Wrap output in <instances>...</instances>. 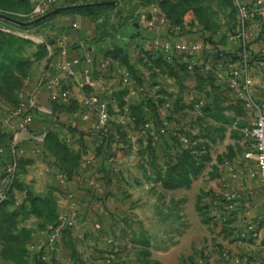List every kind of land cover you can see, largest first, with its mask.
I'll use <instances>...</instances> for the list:
<instances>
[{"label": "rangeland", "instance_id": "1", "mask_svg": "<svg viewBox=\"0 0 264 264\" xmlns=\"http://www.w3.org/2000/svg\"><path fill=\"white\" fill-rule=\"evenodd\" d=\"M38 1L0 0V10L19 11L22 21L31 22L43 16L32 13ZM101 2L94 13L60 11L39 25L0 19V157L17 131L15 111L22 95L25 99L30 65L46 48L40 39H51L42 29L57 25L58 15H84L95 23L96 37L119 32L128 40L133 23L140 25L141 16L151 17L150 9L158 7L174 33L206 46L197 53L123 44L102 50L100 85L78 84L62 104L61 111L91 119L86 130L59 123L46 134L42 157L21 158L12 174L0 169L7 185L0 201L9 202L0 210V258L8 255L7 246L18 247L13 260L33 261L29 246L48 245L55 254L62 245L64 258L95 264L105 259L99 237L114 248L121 236L126 245L172 240L188 226L183 199H197L202 222L222 237L243 247L258 244L264 240L256 235L264 233V211L249 218L243 213L264 192L229 187L241 158L252 150L242 129L264 111V0H241L250 11L244 21L238 0H58L45 14ZM139 6L146 10L139 12ZM246 66L232 87V72ZM95 95L97 104L91 102ZM101 103L109 117L105 125L98 118ZM253 170L262 191L257 162ZM102 183L108 186L105 201L95 194ZM87 220L93 227L78 236L90 225ZM95 222L101 229L91 233ZM248 252L241 264H264L260 251ZM38 254L36 261L46 253Z\"/></svg>", "mask_w": 264, "mask_h": 264}, {"label": "crops", "instance_id": "2", "mask_svg": "<svg viewBox=\"0 0 264 264\" xmlns=\"http://www.w3.org/2000/svg\"><path fill=\"white\" fill-rule=\"evenodd\" d=\"M60 1L73 2L75 0ZM144 10L146 9H144L143 6H139V12H143ZM147 17L150 18L149 16ZM156 18L154 22L140 19V27L138 29H133V32L130 33L133 35V33L139 31V34L133 37L130 35L131 38L127 40V38L119 32L115 37L112 35H108L103 39L96 37L95 23L84 15L78 13L58 15L56 17L57 25L45 30L42 29L46 37L49 36L51 39L44 40L40 37L43 46L46 48H42V51L33 58L24 93L28 95V93L34 89H38L44 77L46 81L58 77L60 78V87L67 88L71 96L73 90L78 89V84L85 85L83 84L86 83L83 76V70L85 68H90L93 78H99V84L97 85H100L102 82V67L100 62L102 55H100V53L102 50L117 44L127 45L130 49L131 47L136 49L137 46L152 47L153 41L157 39L161 42H166L169 39L188 41L184 37H180L174 33L170 25L164 24L161 21V14L157 15ZM100 21H102V18H100ZM4 27L5 26L2 28ZM42 30L40 31L43 32ZM196 42L203 43L204 41L198 39ZM63 51H66V56L62 54ZM76 59L79 60V63L74 62ZM64 61L69 63L68 70H70L71 73L61 69L60 64ZM250 71L251 73L254 71L253 67H251ZM37 104L38 109L34 111L33 120L30 125L31 132L21 131V119L18 116L15 117L17 131L14 133L12 142L17 145V154L20 159L23 157H42L44 155L43 140L49 129L53 126H58L59 123L66 125L73 123L76 129L86 130V126L88 123L90 124V122L87 121L91 120L90 118L85 121L74 116L70 112L61 111L63 110V102H52L50 100V91L47 87L42 86L39 89ZM91 114L92 113L89 111L88 115L90 116ZM5 162L6 161L2 159L0 164V169L4 168V171H6L11 161ZM255 163L253 158H247L246 156L241 158V165L238 166L235 171V181L231 182L232 186L229 187L232 192L247 190V193L250 195L264 192V189L258 191V189L261 188V183L254 175L253 169ZM241 178L244 181H240ZM4 181L5 176L0 175V188L3 186ZM113 187L120 193V191H118V184H113ZM107 189V184L102 183V185L99 186L98 192L95 194L99 196L100 199H104ZM215 189L217 192L221 190L219 185H215ZM185 192L184 196L187 197V191ZM250 195H248V199ZM260 195L264 198L263 193ZM263 198H253L248 201L250 207L245 208L243 215L248 218L256 217L260 209L264 211ZM183 200L182 206L184 207V211L182 210L181 214L182 219H184V222L188 226L181 234H178V236L176 235L172 240L169 237V239L162 242H158L157 239H152L148 246H143L141 244L126 245L123 236H121V239H117L118 243L116 248L109 243H105L103 238L99 237L101 239L99 243L106 248V251H102V256H105V259L95 264H224V258L222 257L223 252L229 254L233 264H241L242 258L245 257L244 254L248 251V253H258L260 251L261 253H259L264 255L263 239H259L256 245L251 244L250 246L243 247L238 242L232 241L229 236H227L228 238L222 237L220 233H216L218 230L215 232L209 228V225L202 222V216L200 217L197 211V199ZM99 201L100 200H98V202ZM257 201L259 202V206L256 204ZM97 206L100 210L103 208V204H98ZM90 214L91 213L88 212V215ZM91 218L93 217L87 219L89 220ZM88 224L90 225H87V228L83 229L84 233H82V231L78 236L85 235L89 228L93 227L92 222L88 221ZM88 226L90 227L88 228ZM92 232L94 233L96 230L93 228L91 233ZM170 235H172V233H170ZM261 235L264 237L263 231ZM259 243L262 244L260 245ZM4 248V251L8 253V255L4 258H0V264H91L90 261L89 263L88 261L71 260L69 257L64 258L63 253L66 251V248L62 245H59V249H56L57 252L55 254L53 253V247L48 245L44 247L29 246L30 256L33 258H36V255L39 256L38 253L40 251L46 253L42 256V259H38V261L35 259L31 261L32 258H28L27 261L13 260L12 253L17 251L16 249L18 247H16V249L14 246H7ZM41 248L43 249L41 250ZM109 256H114L115 259L112 261L108 258ZM117 260L121 261L117 263Z\"/></svg>", "mask_w": 264, "mask_h": 264}, {"label": "built area", "instance_id": "3", "mask_svg": "<svg viewBox=\"0 0 264 264\" xmlns=\"http://www.w3.org/2000/svg\"><path fill=\"white\" fill-rule=\"evenodd\" d=\"M58 0H39L38 4L34 7L32 13L35 17L44 15L48 10L49 7L54 6L57 4ZM238 9L239 13L242 17V20H246L250 16L249 8L245 5V3L241 2V0H238ZM18 16H24L20 13H13ZM151 14L152 17L148 18L147 15H142L141 19L148 20V22H154L157 18V15L161 14V21L164 24H168V20L164 16L161 9L158 7H152L151 8ZM171 27V26H170ZM4 30L9 31L10 29L7 27L3 28ZM165 47V48H174L178 49L179 51L183 52H189V53H197L198 51H203L205 48L204 43H190L188 41H177L173 39H169L166 42H161L159 39L153 41L152 47ZM64 56H66V51H63L62 53ZM246 60L249 58V54L246 53ZM74 62L79 63V60L76 59ZM69 63L67 61H64L60 64V67L63 71H67L68 73H71L70 70H68ZM247 66L243 69H235L232 74L233 77L231 79V86L236 87L238 85V77L241 76L244 72H247ZM83 76L85 78V82L91 86L99 84V78H93L90 68H85L83 70ZM44 86L47 87L50 91V100L52 102H59V101H68L70 99V91L67 88H61L60 87V78L55 77L51 78L49 80L44 79L41 80L39 88L34 89L28 95L25 94V99H20L19 108L15 111V114L21 119L20 122V130L31 132L30 131V125L33 120V114L34 111L38 109L37 104V94L39 89ZM91 102L93 103H99L98 96L95 95L92 97ZM98 118L100 125H105L108 122V113L105 109V105L101 103L98 113ZM243 134L251 140L252 143V150L247 152L246 157L247 158H255L258 169L264 179V111H260L258 115L255 117L254 121L251 123V125L244 127L242 129ZM12 152H13V161L9 164V166L6 168V172L8 174H12L17 169V161H18V150L17 145L14 142H11ZM7 185L3 184V186L0 188V197L3 198L5 194L4 188H6ZM102 205V202L99 203ZM101 229L100 223H94V230L99 231ZM261 233L258 232L256 235H260ZM222 257L224 258V264H233L232 259L230 258L229 254L227 252L222 253Z\"/></svg>", "mask_w": 264, "mask_h": 264}, {"label": "trees", "instance_id": "4", "mask_svg": "<svg viewBox=\"0 0 264 264\" xmlns=\"http://www.w3.org/2000/svg\"><path fill=\"white\" fill-rule=\"evenodd\" d=\"M102 7H103V5H90V4H88V5H85V6H81L78 10L84 12L85 14H91V13H94L96 10L102 8ZM0 12L3 13V14H5V15H7V16H10V17H13L15 19H18L20 21L24 20L22 16H18L16 14H13V13H20L19 11H14V10H0ZM0 19L2 21H7V20H4L2 18H0ZM7 22H9V21H7ZM42 22L43 21H40L39 23H36L35 25H39ZM19 26H21V25H19ZM22 27H26V26H22ZM205 40H208V39H205ZM11 142H12V139H10V141L8 143H4V149H5V151H4L3 155L0 157V164H1L2 159H4L6 161L5 163L10 162V161H13V152H12ZM19 160H21V159L18 158L17 167H19V165H20L19 164ZM8 203L9 202H7V201H0V210H2V208L4 206H6ZM20 248H21L22 251H25V248L24 249L22 247H20Z\"/></svg>", "mask_w": 264, "mask_h": 264}, {"label": "water", "instance_id": "5", "mask_svg": "<svg viewBox=\"0 0 264 264\" xmlns=\"http://www.w3.org/2000/svg\"><path fill=\"white\" fill-rule=\"evenodd\" d=\"M105 2H101V3H90V5H100V4H104ZM85 5H88V4H80V5H70V6H64V7H61V8H58V9H55L39 18H37L36 20L34 21H31V22H25V21H20L18 19H15L13 17H10V16H7L3 13L0 12V18L4 19V20H7L11 23H14L16 25H21V26H29V25H33V24H36V23H39L40 21H43L45 20L46 18H49L55 14H57L58 12L60 11H67V10H74V9H78L80 8L81 6H85ZM134 26L138 29L140 27L139 23L138 22H134L133 23ZM139 34V31H136L132 36H136Z\"/></svg>", "mask_w": 264, "mask_h": 264}]
</instances>
